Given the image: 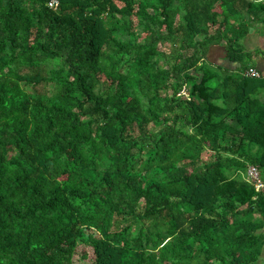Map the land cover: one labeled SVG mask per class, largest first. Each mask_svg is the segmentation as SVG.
I'll return each instance as SVG.
<instances>
[{"label":"trees","instance_id":"obj_1","mask_svg":"<svg viewBox=\"0 0 264 264\" xmlns=\"http://www.w3.org/2000/svg\"><path fill=\"white\" fill-rule=\"evenodd\" d=\"M50 1L0 0V264H264V0Z\"/></svg>","mask_w":264,"mask_h":264},{"label":"built area","instance_id":"obj_2","mask_svg":"<svg viewBox=\"0 0 264 264\" xmlns=\"http://www.w3.org/2000/svg\"><path fill=\"white\" fill-rule=\"evenodd\" d=\"M50 9H56L57 2L52 0L48 4ZM245 77L259 79L264 74L259 72L256 68L250 67L244 73ZM242 178L245 182L250 184L257 192H262L264 190V176L262 171L254 166L249 165L245 172L242 174Z\"/></svg>","mask_w":264,"mask_h":264},{"label":"crops","instance_id":"obj_3","mask_svg":"<svg viewBox=\"0 0 264 264\" xmlns=\"http://www.w3.org/2000/svg\"><path fill=\"white\" fill-rule=\"evenodd\" d=\"M263 44V41L257 37L256 35L251 34L250 36H248L245 40V46L248 49H254L256 47H261ZM221 54H218V59H216L219 65L221 66H225V67H230V68H236L237 66L234 65H230L228 61L224 60L223 57H221ZM254 68V67H253ZM255 68L257 70H259L261 73L264 74V60H262L260 57H257L255 59Z\"/></svg>","mask_w":264,"mask_h":264},{"label":"rangeland","instance_id":"obj_4","mask_svg":"<svg viewBox=\"0 0 264 264\" xmlns=\"http://www.w3.org/2000/svg\"><path fill=\"white\" fill-rule=\"evenodd\" d=\"M152 128V127H151ZM262 259L258 262V264H261Z\"/></svg>","mask_w":264,"mask_h":264}]
</instances>
